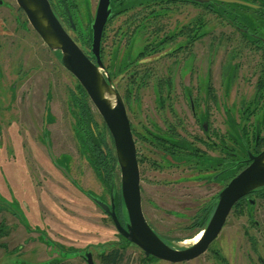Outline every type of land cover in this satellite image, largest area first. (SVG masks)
<instances>
[{
    "label": "rangeland",
    "instance_id": "1",
    "mask_svg": "<svg viewBox=\"0 0 264 264\" xmlns=\"http://www.w3.org/2000/svg\"><path fill=\"white\" fill-rule=\"evenodd\" d=\"M75 1L82 20L94 17L98 0ZM129 14L114 18L104 30L101 60L106 75L116 70V64L136 57L144 39L155 29H160L158 37L170 36L181 27L204 19L202 32H207V37L196 42L188 53L177 54L179 58L189 55L190 60L175 63L170 53L180 43L176 39L134 66L138 78L145 71L149 76L146 84L134 92L137 100L131 102L127 112L132 128L143 133L141 126H150V121L156 123L159 117L154 85L159 79L175 77L173 91L165 103L168 106L164 108H170L172 114L177 113L178 118L191 126L188 100L183 91L185 87L192 88L197 115L201 116L203 108H209L210 129L216 134L210 131V140L206 139L215 144L214 149L196 145L208 156H218L220 136L225 135L227 145L232 144L228 139V132L233 128L231 120L240 122L242 107L255 98L258 56L239 44L221 43L220 37L232 33L220 19L201 7L169 6L166 17L154 23L145 35L135 32L128 43V38L117 32ZM65 30L73 36L67 27ZM55 53L34 32L15 0H0V222L3 225L0 242L5 245L0 248V264H51L53 260L86 264V253L91 255L94 264H101L99 255L119 242L108 216L87 196L90 194L106 204L110 201L106 188L80 152L69 95L77 81ZM207 78L213 97L204 102ZM111 83L122 98L128 72L112 77ZM263 101L258 103L259 108L255 104L249 108L254 111L251 124L262 126ZM125 107L128 108L126 103ZM92 110L97 122L103 123L93 107ZM193 129L195 135L203 138L198 124L194 123ZM47 141L55 162L46 148ZM136 150L138 155L155 159L139 141H136ZM66 164L69 178L61 170ZM145 171L146 167L141 166V205L145 220L172 248L191 246L194 236L186 227L196 212L214 199L220 185L204 183L205 176L210 175L206 170L196 169L189 174L180 170L164 174ZM191 174L193 179H183ZM114 183L120 189L118 168ZM41 234L48 241L42 240ZM247 234L253 238V245ZM213 251H218L228 264H264V202L257 203L251 217L230 213L207 252L179 264H220ZM143 256L139 248L131 245L119 264H140ZM150 264L172 263L157 260Z\"/></svg>",
    "mask_w": 264,
    "mask_h": 264
},
{
    "label": "trees",
    "instance_id": "2",
    "mask_svg": "<svg viewBox=\"0 0 264 264\" xmlns=\"http://www.w3.org/2000/svg\"><path fill=\"white\" fill-rule=\"evenodd\" d=\"M48 1L54 15L61 23L63 28L65 29L67 27L68 30L72 32L73 36L71 37L73 38V40L80 46V48L90 58V60L94 62L93 57L90 56L91 23L93 18L87 16L86 21L82 20L81 15L78 13V6L75 0ZM243 1L250 2L249 0ZM175 2L176 0H113V18L117 17L118 15H125L126 13L131 12L129 17L124 21L122 28H120L117 33L123 35L124 38L127 37L129 43L135 32L141 31L140 29H143L142 31H145L144 29L147 23H151L154 25L155 21H157L159 17L167 16V14L169 13V6L175 5ZM259 2L264 5V0H259ZM193 5H195L196 7H201L203 9H208V5H198L197 3H193ZM220 5H223L224 8L232 7L233 9L241 8L244 10L239 27L243 28L244 31L247 32L242 35V40L239 42V47L246 48L248 51L255 53V51L258 50V44L264 50L263 42L260 40L255 41L254 38L250 36V34L253 32V25L251 21L253 11L245 6L228 5L221 3ZM227 18L238 24V22H236L235 16H226L222 19H226V21H228ZM83 21L85 22V24L83 23ZM110 22L111 20H108L107 24H109ZM204 23V19L199 18L193 23L182 27L180 30L175 31L170 36H163L162 38H158L157 32L160 29L157 28L153 32H151L152 35L150 33L151 37L146 39L145 43L142 46V49L137 53L136 57H134L130 61L128 60L127 62H120L116 64V70L111 71V74H107V76L111 81V78L115 77L117 74L128 72V83L125 87L122 97L124 105L126 103L127 107L130 108L131 102L137 100L136 97L134 98V92L138 91L141 84H146L145 79H147L149 76L148 71H145L143 75L138 78V72L136 70H133L134 66L139 64V61L161 51L166 45L173 44L176 40V37L178 36H183L184 44H187V46H177L176 49H174L170 53V55L175 56L181 52L188 53L190 50V47L188 45L195 41L197 38L203 37L205 35V33L202 32L203 28L205 27ZM72 25L75 27V29H72ZM131 27L132 30L129 31ZM263 29L264 27H262V30ZM58 54L59 55L55 53L57 59L60 61V53L58 52ZM154 91L156 102L159 105L163 106L167 102V99H169V95L172 92V78L167 77L166 79H159L154 85ZM212 93V89L208 91L209 98L213 97ZM263 93L264 61L260 62L259 64V74L257 77L255 98L253 99L252 103L242 107L243 109L240 115V122L236 123L234 119L231 120V126H233V128L231 130V133L228 132V139H231L232 144L227 145L226 143L225 147L222 144L223 150H221V152L223 151L225 153L227 163L223 168L222 174L219 175L218 180H220L223 185H226L234 176H236L241 171L242 168H244V163L237 164L236 161L246 159L248 152L252 155H257L264 149V130L262 131L264 122L262 123V126L261 124H251L250 118L253 115L254 111L249 110V108H252V104L256 105L255 108H259L260 103L257 104L256 102L263 101ZM69 95L70 108H72L70 109V113L74 119L73 130L80 148V152L87 160L96 177L106 188L107 192L109 193V197L111 189H113L115 213L120 224L124 226L127 217L120 194V189L118 188L117 190L114 183L118 166L111 137L105 125L102 122H97L95 114L92 110L91 103L89 102L86 93L78 83L75 84L73 90L69 91ZM263 106L264 105H262V107ZM132 131L133 136L140 138L139 134L134 133V129H132ZM214 145L215 144L210 145V148L214 149ZM194 156L195 158L197 157V149L195 150ZM184 159H187L186 156ZM212 160L214 161V163H216L217 166H222V163L218 164V162L221 161L220 158H214ZM195 161L196 164L199 160H197L196 158ZM167 163L170 162L167 161ZM64 168L67 170V164L64 166ZM249 198L251 201H253V203H251L250 201L246 202L243 198L234 205L231 213L233 212L237 216L247 215L251 217V213L256 207L257 203L264 202V187L254 190L249 194ZM215 199L216 197L203 205L191 218L190 223L186 227V229L193 233V236L205 229L214 211L216 204ZM108 218L112 223V220L109 216ZM250 224H253V222H250ZM152 230L154 231L153 228ZM2 232L3 225L2 222H0V238L2 237ZM44 236L41 234L42 240H44ZM117 236L119 238V242L115 243L114 246H112L111 249L106 253L104 252L99 255L101 264H119L123 259L124 251L127 249V247L132 245L119 234H117ZM160 238L170 246V242L167 239H164L162 237ZM248 239L253 245L254 240L251 235H248ZM44 241H48V239ZM178 241L182 240L179 239ZM0 248H5V245L2 242H0ZM213 254L216 256L220 264H228L226 259L221 256L218 251H213ZM154 261H157V259L151 256H143L140 264H150ZM51 264L64 263L59 260H53L51 261Z\"/></svg>",
    "mask_w": 264,
    "mask_h": 264
},
{
    "label": "water",
    "instance_id": "3",
    "mask_svg": "<svg viewBox=\"0 0 264 264\" xmlns=\"http://www.w3.org/2000/svg\"><path fill=\"white\" fill-rule=\"evenodd\" d=\"M15 1L18 8L24 13L28 24L47 48L54 53H60L62 66L82 87L91 106L101 117L111 137L120 173V194L127 217L124 226L120 224L115 213L113 189H111L109 204L88 194L90 200L110 217L117 233L139 248L144 256L179 264L192 261L205 254L220 234L234 205L254 190L264 187V150L257 155L248 152L246 160L248 165L218 193L214 211L205 229L199 232L202 233L201 238L189 247L172 248L152 230L143 215L137 152L125 105L120 94L113 88L108 76L103 74L101 39L111 13L110 0H98L91 23L90 56L93 57L94 62L63 28L54 15L48 0ZM189 1L200 5L210 2V0ZM214 1L254 7L249 3L237 0ZM72 29H75L73 25ZM47 113L48 111L45 113L46 116ZM46 148L51 159L55 162L49 141L46 142ZM61 170L69 178L68 171L65 168H61ZM84 259L86 264H94L89 253L84 256Z\"/></svg>",
    "mask_w": 264,
    "mask_h": 264
},
{
    "label": "flooded vegetation",
    "instance_id": "4",
    "mask_svg": "<svg viewBox=\"0 0 264 264\" xmlns=\"http://www.w3.org/2000/svg\"><path fill=\"white\" fill-rule=\"evenodd\" d=\"M237 1H243V0H237ZM249 1L250 2H246V1L245 2L254 6V7H247L253 11L252 12V19H251L252 25H253V29H252L253 32L250 34V36L252 38H254L255 41L260 40L264 44V29L262 30V27H264L263 26V24H264V5L262 3H260L259 0H249ZM112 3H113V0H110L109 8H110L111 13H110V17L108 20H111V22L114 18H118L121 16V15H118L117 17L113 18L114 12H113V8H112ZM193 3H195V2H192L189 0H176V2L174 4L175 5L183 4V5L195 6V5H193ZM220 3L221 4H228V5H239V6H242V5L236 4V3H224V2L214 1V0H210V2L208 4H201V5H208V9H205V10H207L211 14H214L218 19H220V21L223 22L224 26L229 29V33H232V34H228V35H224L223 37H220L219 39L223 38L221 43L225 42V43L239 44V42L242 40V35L247 32V31H244L243 28L239 27V24L241 23V20H242V15L244 13V10L241 8L233 9L232 7L224 8L223 5H220ZM198 5H200V4H198ZM226 16H235L236 22H238V24L235 23L234 21L230 20L229 18H227L228 21H226V19L225 20L222 19ZM161 18H164V17L163 16L159 17L157 19V21H159ZM157 21H155V23H157ZM106 26H107V24H106ZM106 26H105V28H106ZM152 26H153V24L147 23L145 25V29H144L145 31H142L143 29H140L141 30L140 32H144V35H145V32L148 29L152 28ZM204 33H205V35L203 37L197 38L195 41H193L190 44L188 43L189 44L188 46L191 48L192 46H194V44L196 42H198L199 40H203V38H206L208 34H207V32H204ZM151 35H152V33H151ZM151 35L148 34V37H146L144 39V41H146L147 38H150ZM162 37H158V38H162ZM176 39L180 42L177 45L178 47L183 46V45L187 46V44H184L183 36H178V37H176ZM209 41H211V40H209ZM257 48H258V50H256L254 54H256L255 56H258L257 58L259 59L260 62H262V61H264V56H263L264 50L258 44H257ZM173 57L175 58L174 61L176 64H177L176 61L180 62V60H186L187 61V60L191 59V58H189L190 57L189 55H187L185 58H179L177 55L172 56V58ZM259 64L257 65V77L259 74ZM175 80H176L175 77L172 78V91H173V88L175 85ZM205 85H206V89H205L206 94L204 95V102L207 100L209 101L208 91L211 90L209 78L206 79ZM192 91L193 90L190 87H185L184 91H183V94L185 95V97H187V100H188V105H189V110H190V117L189 118H191V126L188 123H184L183 120L178 118L177 113L172 114L170 108H164V106H166L167 104H164L163 106H161L159 104L157 105L160 108H159V117H157L156 123H153L150 121V126L144 125L143 128L141 126L143 133H139L136 130H134V133L139 134L140 138L133 136L132 124L128 118L135 147H136V141H139L141 146L144 145L145 149H147V151L149 153H151L152 155L155 156V159L151 160L150 158H148V157L145 158L143 155H141V154L138 155V153H137V159H138L137 161H141V162H138L139 171H140L141 166L146 167L145 172L154 171L158 174H164L166 172L179 171V170L181 171V173L187 172V174H189L191 172H194V170H196V169L197 170H206V171L210 172V175L205 176L207 179L204 181V183H206V185H208L209 183L219 184L220 185V190L218 191V193H219L226 186L225 184H224L225 185L224 186L223 183L220 180H218V178H219V175L222 174L223 168L225 167V165L227 163L225 153L221 152V150H223L222 144L225 147L227 137L225 135L220 136L219 150H218L219 155L216 157L208 156L206 151H203L201 148H199L196 145V143H199V144L205 146L207 149L212 150L210 148V145H212V144H210L211 142L207 141V140H210L209 133L211 131L210 125H209V108H206V107L203 108V113L201 114V116H198L196 113V110H195L196 99L191 98ZM256 103L258 104V103H260V101H257ZM125 109H126V113H127V117H128L127 111L128 110L130 111L131 108L125 107ZM164 112H165V114H164ZM194 123L198 124L199 128L202 131L203 138H200L197 135H195L194 129H193ZM211 132H212V134H214L216 136V134L213 131H211ZM196 149H197V157L196 158H197V160H199L196 163L197 165L195 164L196 158L194 156ZM136 152H137V150H136ZM185 156L187 159H184ZM214 158H220L221 161L218 162V164L222 163V166H217L216 163H214V161L212 160ZM246 160H247V158L241 159V160L236 161V163L237 164L238 163H244V165H245L244 168H245L248 165ZM167 161H169L170 163H167ZM244 168H242V169H244ZM192 177L193 176L191 174L189 176H185V178H183V179H187V180L189 178L193 179ZM148 179H150V178H148ZM140 183H141V172H140ZM180 183H184V181L180 182ZM140 190H141V186H140ZM218 193L216 194V196L218 195ZM243 198L246 202L250 201L249 195H247ZM243 198H241V199H243ZM86 254H84V256Z\"/></svg>",
    "mask_w": 264,
    "mask_h": 264
},
{
    "label": "bare ground",
    "instance_id": "5",
    "mask_svg": "<svg viewBox=\"0 0 264 264\" xmlns=\"http://www.w3.org/2000/svg\"><path fill=\"white\" fill-rule=\"evenodd\" d=\"M201 236H202V233H198V234H196V235L190 240V242H191L192 244L196 243V242L201 238Z\"/></svg>",
    "mask_w": 264,
    "mask_h": 264
},
{
    "label": "built area",
    "instance_id": "6",
    "mask_svg": "<svg viewBox=\"0 0 264 264\" xmlns=\"http://www.w3.org/2000/svg\"><path fill=\"white\" fill-rule=\"evenodd\" d=\"M104 75H106L105 73H103Z\"/></svg>",
    "mask_w": 264,
    "mask_h": 264
}]
</instances>
